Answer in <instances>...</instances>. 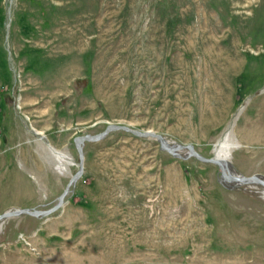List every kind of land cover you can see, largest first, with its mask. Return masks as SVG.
Returning <instances> with one entry per match:
<instances>
[{"label":"rangeland","instance_id":"rangeland-1","mask_svg":"<svg viewBox=\"0 0 264 264\" xmlns=\"http://www.w3.org/2000/svg\"><path fill=\"white\" fill-rule=\"evenodd\" d=\"M108 123L264 176V0H0V213L55 204ZM83 152L61 209L3 221L0 264H264L261 186L125 131Z\"/></svg>","mask_w":264,"mask_h":264},{"label":"water","instance_id":"water-1","mask_svg":"<svg viewBox=\"0 0 264 264\" xmlns=\"http://www.w3.org/2000/svg\"><path fill=\"white\" fill-rule=\"evenodd\" d=\"M125 131L129 132L135 136L139 137H149L153 138L158 142V148L161 151H165L169 153L173 157H178L181 159H186L188 157H194L200 162L214 164L219 168V177L218 181L220 184L225 186L226 188H234L237 185L241 184H253L259 185L262 189V194L264 197V176L259 173H254L251 175H242L236 173L232 164L228 159V156L216 153L214 156L207 157L200 154L195 147L188 143H176L169 142L162 134L152 131V130H141L137 128H133L124 124L117 123H108L103 130L97 133H83L80 135H76L73 138L74 146L77 150L79 156L78 168L77 170L70 176L68 182L63 188L62 192L57 197V201L52 206L39 209L35 207H25V208H12L7 209L0 213V226L3 221L7 218L19 216V215H29L33 217H46L53 212L61 209L65 204V197L71 190L75 182L82 176L84 171V152L83 145L85 142H95L103 137H105L110 132L114 131ZM182 151H185L186 154L182 155Z\"/></svg>","mask_w":264,"mask_h":264},{"label":"bare ground","instance_id":"bare-ground-1","mask_svg":"<svg viewBox=\"0 0 264 264\" xmlns=\"http://www.w3.org/2000/svg\"><path fill=\"white\" fill-rule=\"evenodd\" d=\"M35 131H36V129H35ZM57 157H58V159H59L60 163H61V162H63L64 160H67V159H68V157H67V156H65V155H62V154H61V155H58Z\"/></svg>","mask_w":264,"mask_h":264},{"label":"crops","instance_id":"crops-1","mask_svg":"<svg viewBox=\"0 0 264 264\" xmlns=\"http://www.w3.org/2000/svg\"><path fill=\"white\" fill-rule=\"evenodd\" d=\"M36 131L38 132V134H41L42 133V131H39V130H36ZM54 139H57V138L54 137Z\"/></svg>","mask_w":264,"mask_h":264}]
</instances>
